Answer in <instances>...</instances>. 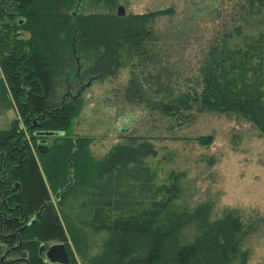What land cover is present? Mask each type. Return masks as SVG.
I'll use <instances>...</instances> for the list:
<instances>
[{
  "label": "trees",
  "instance_id": "1",
  "mask_svg": "<svg viewBox=\"0 0 264 264\" xmlns=\"http://www.w3.org/2000/svg\"><path fill=\"white\" fill-rule=\"evenodd\" d=\"M2 2L8 4L6 10ZM88 2L101 9L83 10L86 0H0V92L7 100L14 98L24 123L32 126L36 120L41 129L66 131L82 107L85 87L131 66L122 89L126 103L174 118L178 125L188 123L194 111L239 116L264 136V0H239L243 17L259 18L262 29L246 33L245 25L236 20L202 51L197 74L184 79L186 87L173 84L180 74L165 43L170 37L158 29L161 17L176 13L174 7L119 15V0ZM205 10V4L195 8L179 30L193 29L203 14L211 13ZM25 31L30 36L19 37ZM58 80L66 81L68 88L74 82L76 95L70 89L59 95ZM22 135L20 120L0 129V191L20 185L10 199L13 216L2 221V228L11 232L50 201L30 145L25 154H11L13 142L24 147ZM198 139L212 142L211 136ZM91 141L69 138L41 154L53 187L62 190L72 173L73 182L58 205L60 209L69 203L78 211L73 217L64 211L60 215L53 203L47 205L21 230V244L15 236H2L9 234L2 229L0 264L5 244H20L11 256L19 254L29 264H49L39 254L40 244H68L64 225L84 264H248L245 243L252 228L236 209L215 215L211 201L194 205L185 174L169 172L155 161L154 144L130 138L97 160ZM88 234L104 235L101 253H85L93 242ZM72 264H78L76 259Z\"/></svg>",
  "mask_w": 264,
  "mask_h": 264
},
{
  "label": "rangeland",
  "instance_id": "2",
  "mask_svg": "<svg viewBox=\"0 0 264 264\" xmlns=\"http://www.w3.org/2000/svg\"><path fill=\"white\" fill-rule=\"evenodd\" d=\"M86 2L82 7L85 11L101 9L89 4L88 0ZM203 4L206 6L205 11L211 13L203 14L190 31L179 30L185 18H190L195 8L202 7ZM119 6H123L128 13H146L168 7L176 9L174 15L161 17L158 23L159 31L168 33L170 37L165 43L171 47L168 52L172 61L177 64L176 71L180 74V77L174 78L173 84L175 83L176 87L178 84L186 87L184 79L197 74L202 51L217 40L220 33L232 28L236 20L238 24L245 25L246 33L255 34L263 27L260 19L254 16H245L246 21L241 20L243 13L239 11V0H119L115 10ZM1 7L6 10L8 4L2 2ZM29 36L30 33L25 31L19 37ZM131 70V66H126L116 75L94 79L86 86L82 92L83 104L78 115L72 119L63 136L49 138L50 147L63 144L69 138L88 137L92 139L90 149L93 156L100 160L116 145L129 143L130 138H136L138 143L151 142L158 150L155 161L162 162L169 172L185 174L186 185L192 196L190 200L194 205L211 201L215 205V215H221L226 209H236L240 213L252 228L245 243L250 252L248 264H264V136L239 116L194 111L188 123L178 125L174 118L144 109L145 107L137 103H126L122 89L130 79ZM0 78H3L1 66ZM73 78L75 76L72 75L70 79ZM55 85L59 95L66 93L67 89L76 95L77 85L72 81V88H68L66 81L58 80ZM1 93L0 129H9L15 120L21 121L23 143L30 145L38 160L49 190L50 201H53L60 215L64 211L73 217L78 211V204L75 209L69 203L59 209L56 195L61 186L54 188L45 171L41 154L37 150L38 137L34 135L35 129L30 130V125L23 122L11 94V99L7 100ZM55 102L57 104L58 95ZM201 136H211L212 142H200L198 138ZM3 194L4 192L0 191V206L6 205L8 209L0 207L1 221L4 218L11 219L13 214L10 209L14 208L11 200H7ZM70 201L74 204V200ZM64 226L71 257L76 259L78 264H84L72 236L68 233L66 225ZM3 230L11 232L8 229ZM88 235L93 242L86 246L88 252L85 253H101L104 235L93 238L91 234ZM9 248L5 244V251ZM19 257L22 256L14 254V258Z\"/></svg>",
  "mask_w": 264,
  "mask_h": 264
},
{
  "label": "water",
  "instance_id": "3",
  "mask_svg": "<svg viewBox=\"0 0 264 264\" xmlns=\"http://www.w3.org/2000/svg\"><path fill=\"white\" fill-rule=\"evenodd\" d=\"M127 13L126 9L123 6H119L118 8V14L119 15H125ZM24 22V18L19 19V23L22 24ZM71 94V93H70ZM57 111V110H55ZM50 113V112H48ZM51 114V113H50ZM39 126L40 124H37L36 120L34 121V125L30 126V129ZM65 131L63 130H49V129H41L37 130L35 132V136L38 137L37 141V150L39 151L40 154H47L50 151V145H49V138L50 137H56V136H63ZM70 182L67 186H65L62 190H60L57 193V200H60L61 194L67 190V188L72 184L73 182V175L72 173L69 175ZM16 187L19 188L20 185L16 184ZM16 187L13 189L15 190ZM15 194H13L14 196ZM53 203V201H48L44 206L40 208L39 211L35 212L29 219V222L22 226L21 228L17 229L15 232H11L6 235H2L5 237H12L15 236L19 239V242L21 244L22 239L20 236L21 230H23L25 227L30 225L36 218L37 216L41 215L45 207L49 204ZM14 220L17 218H13ZM3 227V223L1 221L0 225V233L1 229ZM20 244L12 246L11 248L7 249L4 254L2 255V262L4 264H15L18 262H24L26 264H29V261L27 258L19 257V258H14V256H11L14 252V250L20 246ZM39 254L42 257V259L49 263V264H72L73 258L71 257V254L69 252L68 246L66 242L63 241H55V242H49V243H41L39 247Z\"/></svg>",
  "mask_w": 264,
  "mask_h": 264
},
{
  "label": "flooded vegetation",
  "instance_id": "4",
  "mask_svg": "<svg viewBox=\"0 0 264 264\" xmlns=\"http://www.w3.org/2000/svg\"><path fill=\"white\" fill-rule=\"evenodd\" d=\"M37 124H39V123H37ZM39 128L40 127H34V128H32V129H35V131H37V130H39ZM27 148V146H26V144L24 145V147H16V144H14V142H13V145H12V148H11V154L13 155V154H21L22 155V153L23 154H25V153H27V151L25 150ZM51 147H50V151H51ZM49 151V152H50ZM22 152V153H21ZM48 152V153H49ZM13 158H16V159H19L20 160V156H17V155H15V156H13ZM21 161V160H20ZM4 192V196H5V198H7V200H10L11 198H12V196H13V194L15 193V190H13V189H9V190H7V191H3ZM11 192V193H10ZM6 194H8V195H6ZM7 200H6V202H7ZM5 201H4V203H6ZM6 206V205H5ZM7 207V206H6ZM8 208V207H7ZM5 217H7V214H5ZM3 229V228H2ZM1 229V230H2Z\"/></svg>",
  "mask_w": 264,
  "mask_h": 264
}]
</instances>
